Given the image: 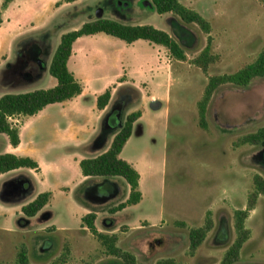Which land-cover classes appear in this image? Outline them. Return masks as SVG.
<instances>
[{
    "label": "rangeland",
    "instance_id": "obj_1",
    "mask_svg": "<svg viewBox=\"0 0 264 264\" xmlns=\"http://www.w3.org/2000/svg\"><path fill=\"white\" fill-rule=\"evenodd\" d=\"M3 2L0 0V97L54 87L57 79L49 73L48 66L62 34L98 18H113L132 25L155 26L157 21H162L182 44L188 60L171 65V102L169 113L161 121L163 124L137 135L127 149L129 153L148 156L151 175L146 182L148 191L144 201L126 211L109 212L111 206L128 197L127 189L120 183V191L113 199L105 202L86 199L85 191L97 182L95 177L71 193L56 194L46 209L24 225L20 219L22 205L48 187L55 188L59 183L72 185L82 171L80 164L70 167L62 159L72 148L60 140L62 130L57 126L58 114L54 109L59 103L46 106L48 109L42 114L14 119L18 124L28 123L23 130L24 153L44 166L46 184H33L30 176L33 170L29 168L4 173L6 177L0 181V203L3 202L0 264L14 262L22 247L26 248L32 264H60L64 258L63 264H126L122 258L105 253L96 237L82 227L81 210L75 207V198L89 207L88 212H97L98 228L118 235V246L135 256V264H158L166 259L176 264L223 263L238 237L234 212L247 208L254 176H264V144L237 145L239 138L264 125V78L255 79L247 88L219 87L207 108L205 127L199 123L198 102L209 75L237 71L254 61L261 51L264 1L180 0L212 24V51L220 59L210 65L207 73L192 60L207 45L208 34L198 25L183 23L173 13L160 20L161 14L149 4L152 0H13L6 8ZM139 41L166 50L162 45ZM115 42L131 44L98 33L81 36L73 45L68 67L77 79L91 75L92 91L104 93L105 83L117 82L119 77L124 80L128 74L134 76L141 65L132 62L128 68L114 60L101 65L97 57L90 59L86 55L93 49L112 51ZM147 47H139L140 53L147 51L143 50ZM132 88L126 83L116 91L112 111L106 118L107 127L113 124L111 117L119 119L114 129L133 112L130 103L140 97ZM87 100L89 103L91 99ZM0 153L16 154L5 133L0 134ZM54 164L60 169H55ZM117 178L129 186L123 178ZM208 216L213 227L200 247L191 252L190 228L203 226ZM107 218L113 219L112 225L104 223ZM245 224L250 231L249 239L242 245L239 258L225 264H264V195L257 198Z\"/></svg>",
    "mask_w": 264,
    "mask_h": 264
},
{
    "label": "trees",
    "instance_id": "obj_2",
    "mask_svg": "<svg viewBox=\"0 0 264 264\" xmlns=\"http://www.w3.org/2000/svg\"><path fill=\"white\" fill-rule=\"evenodd\" d=\"M13 0H4L3 7L6 8ZM74 2L76 0H66ZM264 1V0H261ZM153 8L159 14L173 13L185 24L198 25L208 34L207 45L200 51L192 63L207 73L211 64L219 61L220 56L212 51L211 36L212 26L210 22L197 10L187 7L180 0H152ZM105 33L122 39L127 43H133L143 39L152 43L164 46L169 54L176 60L187 61L188 56L182 44L177 41L169 32L151 24H126L113 18H98L86 22L79 29L62 34L59 44L53 53L49 63V73L57 79V84L50 88H39L32 91L19 93H6L0 97V134L8 135L10 143L16 147L21 142L19 124L14 119L20 116H34L42 111L46 106L53 103H60L71 100L83 92L82 83L75 77L68 67V61L73 53L75 41L84 35H95ZM257 78H264V46L254 61L244 65L232 73L209 75L204 94L198 102L199 123L205 127L207 108L219 87L230 85L236 88H247ZM112 96L111 88L97 97V107L104 109ZM140 110L129 113L123 126L115 134L110 147L96 157H89L80 160L82 174L86 177L104 178L99 183L90 184L85 191L87 198L92 202H105L116 197L120 191V185L110 178H123L129 185L128 197L111 206L109 212L115 214L125 208L139 203L142 199L140 190V173L127 160L120 156L122 149L133 132L134 123L140 118ZM113 121L117 117H111ZM117 123H115L116 125ZM251 144L261 146L264 144V125L255 132L248 133L237 141V145ZM20 168H29L39 172L40 163L32 156L16 155L14 153H0V174L7 173ZM85 195V196H86ZM264 195V176L256 174L253 178V189L249 195V204L246 209H237L234 212V225L238 237L231 248L228 249L223 263L239 258L242 245L249 239L250 231L246 228V219L250 211L255 208L257 198ZM53 198L51 191L40 192L33 200L24 204L21 208L24 225L36 216ZM97 212L91 210L82 217V226L86 227L99 241L108 255L122 258L126 264H135V256L118 246L117 234H110L100 231L96 225ZM104 223L112 225L113 219L107 218ZM186 225L184 222H179ZM213 223L208 216L206 223L200 227H191L189 231L190 251L195 252L203 243L207 233L212 229ZM226 230L225 225L221 231ZM65 258L59 263H65ZM228 263V264H229ZM5 264H32L30 256L25 247H22L11 263ZM158 264H176L174 260H161Z\"/></svg>",
    "mask_w": 264,
    "mask_h": 264
},
{
    "label": "crops",
    "instance_id": "obj_3",
    "mask_svg": "<svg viewBox=\"0 0 264 264\" xmlns=\"http://www.w3.org/2000/svg\"><path fill=\"white\" fill-rule=\"evenodd\" d=\"M149 4L150 6H153L152 3ZM168 14L169 13L161 14V16H159V19L163 20V17H166ZM160 22L161 23L157 21L155 27L167 30L168 32V28H166L162 21ZM139 45H148L147 49L143 48V50L147 51H143L140 53L139 47L141 46ZM86 55L90 59H92L93 57H97L101 65L105 64L108 60H114L115 63L118 64H126L125 66H128V68H130L129 65L132 64V62H138L141 64L138 65V68L135 70L134 74L136 75L132 76L128 74L126 75L127 78L124 80H121V77H119L117 82L105 83L104 86L107 87L106 89L111 88L112 96L108 105L104 109H99L97 107V97L102 93V91H92L93 77H91V75L86 76V78L82 80L78 79L83 85V92L79 96L71 100L60 102L59 106H54V109H56L57 111L59 120L57 121V126L58 128H60V130H62L60 132V140L66 144L68 143L72 148L70 152H66L63 155L62 159L68 166L75 167L76 165H79L81 159L96 157L99 154L105 152L110 147L115 134L123 126L124 121L120 123L119 127H116L114 129L112 128L119 119H115L110 127L106 126V118L112 111L114 97L118 88L126 85V83H129L130 85H132V89L138 93V95L136 96L140 97V99H135L130 104H132L133 106V111L140 110L142 112V115L134 123L132 135L124 145L120 156L123 159L129 161L139 171L142 199L139 203L129 206L122 211H119L123 212L130 207H136L140 205L144 201V199L146 198V192L148 191L146 182L151 175L150 159L148 158V156L145 154H132L127 152V149L132 144V141L135 139V137H138L137 135L142 136L144 132H149L153 128L159 127L161 124H163L161 123V121L163 118L165 119L167 114L169 113V105L171 102V86L169 85L170 70L172 71L171 65L173 63H180L181 61L177 60V62H172V59L174 58L169 54L167 49L162 50L161 48H156V46H153L150 43L145 44L140 42L139 40L131 44L115 42L114 49H112V51L107 52L100 49H93L88 51ZM92 68L94 67H91V69ZM87 98L91 99L89 103H87ZM50 105H48L47 107H52ZM47 107L40 111L38 114L44 113L45 109H48ZM27 124L28 123H25L24 125H22V123L19 124L21 142L18 146H13V152L18 155L30 156V154L24 153L25 149L23 146V130L27 127ZM54 168L60 169V166L58 164H54ZM13 171L7 173H17V170ZM44 173V166H41L39 172H36L35 170H33V172L31 171L30 176H32V179L34 180L33 184L35 183V185L38 186H45L46 183ZM4 175L6 174H0V181L1 179H3V177H6ZM91 178L92 177H86L82 174L75 182H73L72 185H69L68 183H59L55 188L48 187L47 191H51L53 193L52 200H54L56 194L58 195L59 193L64 192L71 193L75 187H77L81 183H84L85 181H88V179ZM103 179L104 178H97V182H94L92 184L99 183L100 181H103ZM110 179L116 181L117 183H120L121 187H125L129 194V186H126L124 183L120 182L118 178ZM2 203L3 202L1 201L0 208H2ZM49 204H51V202ZM49 204H47L40 212L46 209ZM75 204V207H79V209L81 210L79 212V216L81 218L82 225V217L86 215L90 209L85 204L79 202L76 198ZM4 206L10 207V205ZM98 217L99 215L97 216V218ZM33 218H35V216L31 219ZM31 219L30 221H32ZM159 220L161 221L164 219L159 218ZM82 227L87 229L84 226ZM98 229L102 231L100 228ZM130 229L132 230V228ZM87 231L89 230L87 229ZM113 233L115 232H111L110 234Z\"/></svg>",
    "mask_w": 264,
    "mask_h": 264
}]
</instances>
